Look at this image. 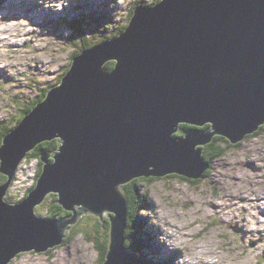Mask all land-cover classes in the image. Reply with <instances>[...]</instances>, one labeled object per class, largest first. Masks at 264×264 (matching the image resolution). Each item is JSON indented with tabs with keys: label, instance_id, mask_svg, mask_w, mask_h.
I'll list each match as a JSON object with an SVG mask.
<instances>
[{
	"label": "water",
	"instance_id": "1",
	"mask_svg": "<svg viewBox=\"0 0 264 264\" xmlns=\"http://www.w3.org/2000/svg\"><path fill=\"white\" fill-rule=\"evenodd\" d=\"M136 10L130 31L110 41L123 39L121 45L75 59L62 86L0 147V173L8 177L0 183V264L47 251L81 215L102 220L105 211L114 216L103 264H125L121 185L168 174L202 178L208 163L196 145L215 135L236 144L264 125V0H162ZM109 59L112 72L102 68ZM180 122L211 127L175 139ZM53 139L54 161L41 156L37 186L9 204L4 196L17 165ZM50 192L72 215L34 214Z\"/></svg>",
	"mask_w": 264,
	"mask_h": 264
},
{
	"label": "rangeland",
	"instance_id": "2",
	"mask_svg": "<svg viewBox=\"0 0 264 264\" xmlns=\"http://www.w3.org/2000/svg\"><path fill=\"white\" fill-rule=\"evenodd\" d=\"M112 1L113 7L116 8V0ZM117 1L118 19L111 27L122 24V16L130 15L131 4L136 0ZM146 1L148 7H154L162 0L155 4L150 0ZM5 3V0H1L0 12L5 11V7H3ZM11 3L14 6L12 1ZM6 6L9 7V5ZM6 12L0 17L6 16ZM133 15L134 12L131 17ZM93 17L97 18V15L93 14ZM11 22L0 20V29L9 33L10 30L5 27ZM101 22L107 25L105 21ZM101 31V28L97 27L96 33L101 34ZM4 37L9 38V42H4L3 47L0 44V55L4 63L10 65L12 59L16 58L10 46L18 43V40L12 35L10 37L2 35L0 41H3ZM59 44L62 46L61 49L51 46L45 53L25 56L18 62L15 69L23 70L27 67L28 77H33L35 74L32 71V62L41 61V71L34 81L39 84L56 81L63 72L61 68L66 65V58H69L70 55L69 52L65 54L67 47L63 48L61 42ZM106 62L108 60L102 64L103 67ZM44 67L46 71L45 74H42ZM20 86L23 99H19V101L24 102L26 100L24 98L30 94L27 87H34L36 84L25 77L22 78ZM16 114V108L9 102L8 97L3 95L0 98V122L6 123ZM206 124L208 123H204L202 126ZM187 126L191 130H200L199 126L190 124ZM179 138H185V136ZM58 139L60 140V138ZM225 139L233 147L227 148L222 157L209 159L207 168L201 172L202 178L192 179L172 174L155 178L152 182L144 179L141 183L136 184L138 194L140 196L146 194L153 203L152 207L147 204V208L140 206V209L145 208L150 211L148 216L153 217L157 225H160L164 230L161 235L168 234L169 238L172 237L169 243L181 251L180 256L177 255L178 264H184L183 258L186 261H192L191 264H195L198 262L199 258L197 257L199 256L213 257L215 260H220V264H231L229 263L231 260L235 264H264V242L257 243L260 240V232H264V208L257 215L254 211L256 205L264 207V126L259 127L258 131L255 130L246 135L236 144ZM43 146L47 150L50 149L46 142H43ZM198 147L200 145H196L194 150H199ZM57 150L58 147L54 154L48 153L51 155L49 159L59 153ZM40 164H42L40 160L31 156L17 165L18 169L15 170L14 179L9 187L12 197H17L18 200L22 198L25 190L32 185ZM8 198L7 195L4 196L5 200ZM149 199L146 198V202L150 203ZM234 199L238 202H248L242 205L245 214L241 213L240 207L231 206L235 202ZM80 208L81 205H78L77 209ZM101 213L105 216L109 214L106 211ZM136 213L138 212L136 211ZM205 213L208 214L205 215ZM41 216L46 217L45 212H42ZM83 217L97 218L94 215L86 214L81 215L77 221ZM244 217L246 222H244ZM243 230L245 233L241 235ZM68 237L67 235L60 244L45 252L39 253L31 250L18 254L8 264H99L97 252L83 236L76 235L67 239ZM140 247L142 249L146 247L145 240L142 239ZM171 255L172 253H169L170 257ZM230 257L233 259H229ZM145 264L151 263L146 262Z\"/></svg>",
	"mask_w": 264,
	"mask_h": 264
},
{
	"label": "trees",
	"instance_id": "3",
	"mask_svg": "<svg viewBox=\"0 0 264 264\" xmlns=\"http://www.w3.org/2000/svg\"><path fill=\"white\" fill-rule=\"evenodd\" d=\"M159 1L160 0H155L154 4ZM139 6H147V1L146 0H136L132 2L131 7H130V12H129L130 15L124 14L122 16V19H123L122 24L117 26L113 31H110L108 28L101 29L102 30L101 34L98 33L99 36H97V39L103 42L108 39L112 40L118 37L119 35H121L122 33H124V30L128 27L127 26L128 22L132 18L131 15ZM80 23L85 24L83 20L80 21ZM73 25H77V24L73 23ZM97 26L100 28V25H97ZM69 40L73 42V46L77 47L78 49L80 48L82 49V50H77L73 52L72 54H70L69 60L76 58L77 55L81 53V51L87 50L91 48L92 46L96 45L91 40H88L84 36V33L81 32L80 30H76L75 33L69 37ZM69 66L70 65H68L65 69H63L62 74L59 77H57L56 82L54 84H50L47 87H44L40 91V95L30 97L28 98L29 100H27L26 102L19 101L20 108L24 109L22 113V117L17 118L15 121L12 122V124H10L7 127L5 126L3 128L4 132L0 136V146H1V143L3 144L4 138L8 136L11 133V131L21 123L22 118H25V116L29 114L37 105L43 102L46 99V97L49 95L51 90L56 89L60 85L62 78L68 72ZM104 69L107 72H112L115 69L114 62L112 61L107 62L104 65ZM183 125L180 126V129H182L183 132L182 131L177 132L173 134L172 137L177 139L179 137L184 136V132L190 131V128L186 124L184 126ZM209 126L208 124L202 126L200 128V132L206 131L209 128ZM263 126H261V128ZM46 143H47V146L50 148L49 150H47L43 146V143H41L40 145H37L31 153H28L25 159H29L31 156L36 157L38 159V155L40 152H44L47 155L48 153L54 154V152L56 151L58 147L56 140L51 141V142H46ZM231 147L233 146H231L225 138L217 136V135L212 136L209 142L205 143L204 145H200V147H198V149L201 150V162L207 163L209 159H213L214 157H222L226 153V149L231 148ZM40 173H41V165L38 169L35 181L33 185L31 186V189H29L26 192L23 200L29 197L30 193L34 190L37 184V180L41 176ZM144 179L152 182V180H154L155 178L140 177L122 186V193L124 194L128 202L127 211H126L127 214H126L125 222L123 225V231H122V238H123L122 242H123L125 254L127 255L126 264H143L141 260H138V261L136 260L138 253L140 252V249L138 247L141 244V233H142L141 224L142 223L136 220L138 217L137 216L138 214H136V211L135 209H133L132 205H130V202L134 201L136 184L141 183V181ZM7 180H8V177L0 173V183H4ZM57 198L58 197L56 195H53V194L48 195L45 201L40 206L34 207V214L41 216V213L45 212L46 217L58 216V217L68 218L70 216V213H66L65 211L62 210V208L59 205L56 204ZM144 204L145 202H143V204H141L140 206L144 207L145 206ZM75 224L71 228L69 232V237L67 239L75 237L76 235L83 236L84 239L89 244L93 245L99 257L98 259L99 264H102L104 262V259H106V254H107L108 245H109V237H110L109 220L105 218L104 221H100L99 219L93 218V217H83V218H80Z\"/></svg>",
	"mask_w": 264,
	"mask_h": 264
},
{
	"label": "bare ground",
	"instance_id": "4",
	"mask_svg": "<svg viewBox=\"0 0 264 264\" xmlns=\"http://www.w3.org/2000/svg\"><path fill=\"white\" fill-rule=\"evenodd\" d=\"M6 21V20H5ZM9 20H7V22H8ZM12 26H15V23L12 21L10 24H8V26L7 27H5V29H7V30H10V32L9 33H6V34H8V35H10V33H11V31H12ZM10 37V36H9ZM116 38H118V37H116ZM3 41L4 42H6V43H8L9 42V38H7V37H4L3 38ZM3 41H0V44H2V42ZM185 125V124H184ZM183 125V126H184ZM181 126V125H180ZM209 126V125H208ZM217 136H220V135H217ZM220 137H223V136H220ZM225 138V137H224ZM3 146V144L1 143V146L0 147H2ZM264 166V165H263ZM17 169H18V166H17ZM32 186V185H31ZM31 186L29 187V188H27V189H30L31 188ZM233 201H235L234 202V204L232 203L231 204V206L233 207L234 206V208H236V207H240L239 209L241 210V213L242 214H245V209H244V211H243V207H242V205H243V203L245 204V203H248V202H238V201H236L235 199L233 200ZM253 205H254V203H253ZM208 213H205V215H207ZM241 214V215H242ZM250 214V213H249ZM228 217V216H227ZM240 219V218H239ZM244 219H245V217H244ZM230 220V219H229ZM247 220L245 219L244 220V222H246ZM248 224V223H247ZM76 225V224H75ZM246 225V224H245ZM241 226L243 227V228H245V226H243V224H241ZM246 230V229H245ZM226 232H228V231H226ZM171 235V234H170ZM224 236V235H223ZM171 238V237H170ZM228 241V240H227ZM229 244V243H228ZM49 253V252H48ZM47 255V254H46ZM194 256V255H193ZM197 258H199L198 259V262L197 263H195V264H220V260H215L213 257H209V258H211L210 259V261H209V258H206V257H201V256H199V257H197ZM184 259V258H183ZM229 259H233L232 257H230ZM226 260V259H225ZM224 260V261H225ZM227 261V260H226ZM206 262V263H205ZM192 263V261H186V260H184V264H191ZM229 263H231V264H235V263H233V261L231 260ZM227 264V263H226ZM237 264V263H236Z\"/></svg>",
	"mask_w": 264,
	"mask_h": 264
}]
</instances>
